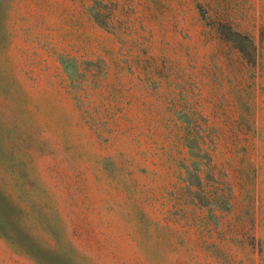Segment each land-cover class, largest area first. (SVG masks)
<instances>
[{
  "label": "rangeland",
  "instance_id": "374dc122",
  "mask_svg": "<svg viewBox=\"0 0 264 264\" xmlns=\"http://www.w3.org/2000/svg\"><path fill=\"white\" fill-rule=\"evenodd\" d=\"M0 264H264V0H0Z\"/></svg>",
  "mask_w": 264,
  "mask_h": 264
}]
</instances>
